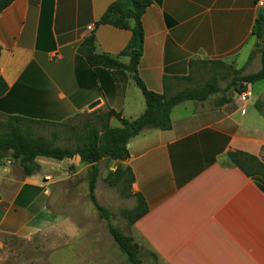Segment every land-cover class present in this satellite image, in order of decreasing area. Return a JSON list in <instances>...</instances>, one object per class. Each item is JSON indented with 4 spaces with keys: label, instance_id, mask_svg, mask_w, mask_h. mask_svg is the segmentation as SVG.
Returning a JSON list of instances; mask_svg holds the SVG:
<instances>
[{
    "label": "crops",
    "instance_id": "crops-1",
    "mask_svg": "<svg viewBox=\"0 0 264 264\" xmlns=\"http://www.w3.org/2000/svg\"><path fill=\"white\" fill-rule=\"evenodd\" d=\"M113 1L13 0L1 11L0 77L7 89L0 113L63 123L64 134L53 130L50 138L66 141L77 115L85 122L113 108L128 120L140 116L145 101L129 72L100 69L87 87L76 78L88 68L77 48L90 33L98 53L117 55L129 41V30L97 24ZM257 11L254 0H151L142 16L140 79L157 93L185 89L193 71L240 54ZM247 105L241 113L234 98L219 105L184 100L172 107L169 129L144 128L129 139V157L117 161L131 168V192L147 208L129 234L161 264H264V191L227 155L242 150L264 163V115L250 117ZM110 124L121 126L116 118ZM35 162L40 169L29 175L17 161L0 163L2 233L28 237L56 224L61 215L48 207L52 175L89 166L78 155Z\"/></svg>",
    "mask_w": 264,
    "mask_h": 264
},
{
    "label": "trees",
    "instance_id": "trees-1",
    "mask_svg": "<svg viewBox=\"0 0 264 264\" xmlns=\"http://www.w3.org/2000/svg\"><path fill=\"white\" fill-rule=\"evenodd\" d=\"M12 2L13 0H0V12ZM150 3L151 0H115L108 5L98 19L97 24H110L131 32L129 41L117 55L95 52L93 32L86 36L77 48L88 67L83 73L76 71L79 86H93L100 69L125 70L130 73L143 94L145 101L143 113L133 120L122 118L120 113L113 108L93 115L92 119L83 122L80 127H72V136L76 143L74 148L57 144L55 142L57 134H53L50 138L33 132L32 124L47 122L45 120L19 114L0 113V163L5 159L17 161L23 173L29 175L40 169V166L35 162L37 156L63 159L78 155L82 162L90 164L92 173L89 178V187L92 189L97 173L95 166L97 162L105 157L117 161L125 160L129 157L128 142L131 137L144 128L169 129L171 127L170 111L173 106L184 100L204 101L211 93L218 91L215 82L212 81H208L200 87L185 88L171 95L165 92L151 91L145 86L138 75V63L142 54L144 35L142 16ZM263 26L264 8H260L257 11L252 35L262 37ZM138 42L140 44L136 48ZM262 43L264 49V37H262ZM121 56L129 57L128 62L123 63L120 60ZM262 79H264V54L262 69L255 74L243 76L240 82L254 83ZM0 83L3 85L0 88L1 95L7 86L1 77ZM244 88L246 87L242 83L238 90L241 91ZM111 118H116L121 126H112ZM227 155L231 163L253 178L264 191V163L257 156L242 150L228 151ZM110 174L117 179L126 181L129 188L134 180L131 168L124 167L120 163L116 170ZM132 195L136 198V205L130 212L129 226L147 211L143 196L140 193H132ZM98 208L104 214L103 208L99 206ZM111 233L117 244L126 253L129 261L137 262L136 253L141 246L134 241L133 237L114 228L111 229ZM153 255L155 256V254Z\"/></svg>",
    "mask_w": 264,
    "mask_h": 264
},
{
    "label": "rangeland",
    "instance_id": "rangeland-1",
    "mask_svg": "<svg viewBox=\"0 0 264 264\" xmlns=\"http://www.w3.org/2000/svg\"><path fill=\"white\" fill-rule=\"evenodd\" d=\"M261 33L264 37V26ZM262 37L253 36L236 58L213 62L204 71H193L185 88L215 82L218 91L205 100L219 105L231 102L243 83L252 90L255 99L254 105H247L249 116L257 117V110L264 115V79L254 83L240 82L243 76L262 69ZM83 116L74 117L73 127L82 125ZM252 126L255 131V122ZM32 130L46 137H50L53 130L61 135L66 131L63 123H33ZM55 142L69 148L76 144L74 139L66 141L62 136ZM111 161L105 157L95 164L97 173L92 189L89 187L90 164L83 169L71 167L68 173L52 175L48 184V207L62 219L28 237L0 232V264H161L143 247L136 253L137 262H130L111 233L114 228L129 234V215L136 205L128 183L110 174L119 164L115 160L111 169ZM98 206L103 208L104 214Z\"/></svg>",
    "mask_w": 264,
    "mask_h": 264
},
{
    "label": "built area",
    "instance_id": "built-area-1",
    "mask_svg": "<svg viewBox=\"0 0 264 264\" xmlns=\"http://www.w3.org/2000/svg\"><path fill=\"white\" fill-rule=\"evenodd\" d=\"M255 6L260 9L264 8V0H255ZM93 26H88V29H92ZM234 101L238 106L241 113L246 112V105L253 102V92L249 87L244 88L241 91L235 92Z\"/></svg>",
    "mask_w": 264,
    "mask_h": 264
},
{
    "label": "water",
    "instance_id": "water-1",
    "mask_svg": "<svg viewBox=\"0 0 264 264\" xmlns=\"http://www.w3.org/2000/svg\"><path fill=\"white\" fill-rule=\"evenodd\" d=\"M139 44H140L139 42L136 44V48L139 47ZM98 103H99V100H95V101H93L91 104L88 105V108L91 109V108H93L94 106H96Z\"/></svg>",
    "mask_w": 264,
    "mask_h": 264
}]
</instances>
